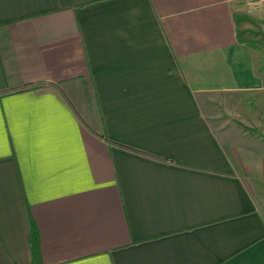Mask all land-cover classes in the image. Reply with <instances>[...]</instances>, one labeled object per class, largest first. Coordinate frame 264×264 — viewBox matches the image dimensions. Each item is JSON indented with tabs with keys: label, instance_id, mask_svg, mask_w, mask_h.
<instances>
[{
	"label": "crops",
	"instance_id": "crops-1",
	"mask_svg": "<svg viewBox=\"0 0 264 264\" xmlns=\"http://www.w3.org/2000/svg\"><path fill=\"white\" fill-rule=\"evenodd\" d=\"M236 12L264 0H0V264L32 222L42 264H264Z\"/></svg>",
	"mask_w": 264,
	"mask_h": 264
},
{
	"label": "trees",
	"instance_id": "trees-1",
	"mask_svg": "<svg viewBox=\"0 0 264 264\" xmlns=\"http://www.w3.org/2000/svg\"><path fill=\"white\" fill-rule=\"evenodd\" d=\"M234 18L237 26V37L239 41L245 43L252 49H261L260 47H258V45L262 43V40L253 37L254 35L258 34L257 30H255L253 27H259L262 21L258 20L257 18L246 12H236L234 14ZM247 24L253 25V27H248L246 26ZM31 243L33 264H42L39 237L33 222Z\"/></svg>",
	"mask_w": 264,
	"mask_h": 264
},
{
	"label": "rangeland",
	"instance_id": "rangeland-1",
	"mask_svg": "<svg viewBox=\"0 0 264 264\" xmlns=\"http://www.w3.org/2000/svg\"><path fill=\"white\" fill-rule=\"evenodd\" d=\"M262 21V20H260ZM246 26L248 27H253V25L247 24ZM255 30H257V35H254V38H259V40H262V43L258 45V47H260L261 49H254L255 53L257 54L256 57V66L260 72V74L262 75V77L264 78V23L263 21L260 23L259 27H253ZM262 78V79H263ZM264 80V79H263ZM248 101H252L253 103V112H255V114H259L264 116V91H260V92H255V94L250 98L247 99ZM221 117H223L224 121L229 122V124L234 123V124H238L236 119H233L231 115H221ZM240 125V124H238ZM243 128V127H242ZM249 130V133L253 134L255 137H264L263 131L260 128H255L251 129V128H243V130Z\"/></svg>",
	"mask_w": 264,
	"mask_h": 264
}]
</instances>
